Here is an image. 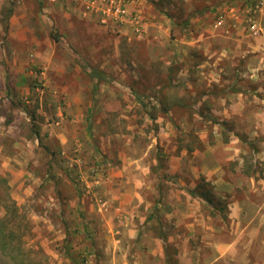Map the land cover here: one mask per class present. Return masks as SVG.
Segmentation results:
<instances>
[{
  "label": "rangeland",
  "instance_id": "rangeland-1",
  "mask_svg": "<svg viewBox=\"0 0 264 264\" xmlns=\"http://www.w3.org/2000/svg\"><path fill=\"white\" fill-rule=\"evenodd\" d=\"M2 215L0 264H264V0H0Z\"/></svg>",
  "mask_w": 264,
  "mask_h": 264
},
{
  "label": "trees",
  "instance_id": "trees-1",
  "mask_svg": "<svg viewBox=\"0 0 264 264\" xmlns=\"http://www.w3.org/2000/svg\"><path fill=\"white\" fill-rule=\"evenodd\" d=\"M161 109H164V111L166 112L167 109L164 108V106L162 105V101H158ZM188 193L193 196V197H198V198H201L203 201H205L207 204H210V205H213L214 203L212 202V199L210 198L209 196V192L206 191V192H201V193H198L196 190H189ZM218 210H220V208H216ZM5 216L2 215L0 216V241L2 242V244L0 245L2 248L1 250H8L9 252H12L14 251L15 249V245L12 244V241H11V238L12 236L15 234L14 233V230L10 227V229H6L4 227L3 230H1L2 228V223H7V220H5ZM8 228V227H7ZM4 231H6L4 233ZM25 260H19V262H17L16 264H26L24 262Z\"/></svg>",
  "mask_w": 264,
  "mask_h": 264
},
{
  "label": "built area",
  "instance_id": "built-area-1",
  "mask_svg": "<svg viewBox=\"0 0 264 264\" xmlns=\"http://www.w3.org/2000/svg\"><path fill=\"white\" fill-rule=\"evenodd\" d=\"M85 4L89 5L91 3V0H82ZM110 2V3H109ZM110 6H109V4ZM108 3L106 4L103 13H105L106 15H112V17L114 18H123L127 15V12L124 8L123 5L120 4H115L113 3V1H108ZM92 6V5H91ZM135 24H137L136 20H133ZM136 32H139V27L136 29Z\"/></svg>",
  "mask_w": 264,
  "mask_h": 264
},
{
  "label": "crops",
  "instance_id": "crops-1",
  "mask_svg": "<svg viewBox=\"0 0 264 264\" xmlns=\"http://www.w3.org/2000/svg\"><path fill=\"white\" fill-rule=\"evenodd\" d=\"M251 216H252V215H251ZM251 216H250V217H251ZM217 258H218V257H217Z\"/></svg>",
  "mask_w": 264,
  "mask_h": 264
}]
</instances>
